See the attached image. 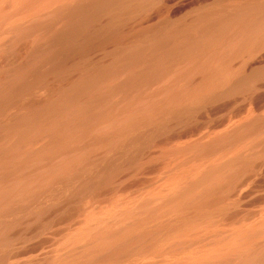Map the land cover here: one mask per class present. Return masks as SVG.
Returning <instances> with one entry per match:
<instances>
[{
	"label": "bare ground",
	"instance_id": "6f19581e",
	"mask_svg": "<svg viewBox=\"0 0 264 264\" xmlns=\"http://www.w3.org/2000/svg\"><path fill=\"white\" fill-rule=\"evenodd\" d=\"M0 264H264V0H0Z\"/></svg>",
	"mask_w": 264,
	"mask_h": 264
},
{
	"label": "rangeland",
	"instance_id": "374dc122",
	"mask_svg": "<svg viewBox=\"0 0 264 264\" xmlns=\"http://www.w3.org/2000/svg\"><path fill=\"white\" fill-rule=\"evenodd\" d=\"M22 58H23V56H22Z\"/></svg>",
	"mask_w": 264,
	"mask_h": 264
}]
</instances>
